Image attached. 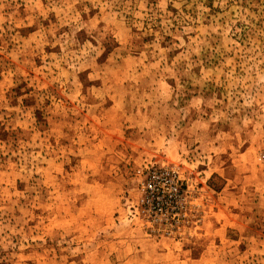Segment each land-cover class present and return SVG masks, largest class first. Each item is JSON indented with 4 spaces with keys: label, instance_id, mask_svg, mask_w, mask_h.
<instances>
[{
    "label": "rangeland",
    "instance_id": "obj_1",
    "mask_svg": "<svg viewBox=\"0 0 264 264\" xmlns=\"http://www.w3.org/2000/svg\"><path fill=\"white\" fill-rule=\"evenodd\" d=\"M0 264H264V0H0Z\"/></svg>",
    "mask_w": 264,
    "mask_h": 264
},
{
    "label": "built area",
    "instance_id": "obj_2",
    "mask_svg": "<svg viewBox=\"0 0 264 264\" xmlns=\"http://www.w3.org/2000/svg\"><path fill=\"white\" fill-rule=\"evenodd\" d=\"M168 174L163 172V173H158V172H152L149 174V176L147 177L145 184H144V194L151 195L150 197V204L155 203V201H158L159 199L164 198L161 195V191H158L155 188V182L158 180L162 183H167L168 179H167ZM155 188V189H154ZM175 193H177L178 191L176 190V188L172 189ZM153 191H155L156 193L153 195ZM158 192V193H157ZM146 198V197H145ZM142 206H144V204H142Z\"/></svg>",
    "mask_w": 264,
    "mask_h": 264
}]
</instances>
